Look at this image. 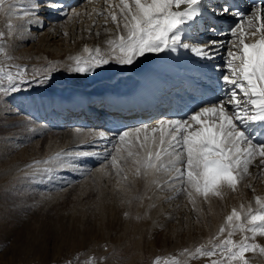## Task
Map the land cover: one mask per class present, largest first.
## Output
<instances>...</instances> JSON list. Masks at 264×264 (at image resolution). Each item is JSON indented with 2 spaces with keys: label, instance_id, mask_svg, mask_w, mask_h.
<instances>
[{
  "label": "rangeland",
  "instance_id": "1",
  "mask_svg": "<svg viewBox=\"0 0 264 264\" xmlns=\"http://www.w3.org/2000/svg\"><path fill=\"white\" fill-rule=\"evenodd\" d=\"M86 2L88 0H80L77 5H85ZM62 18L59 20H65L67 35L60 34L61 31L48 33L50 29L46 24L38 31L44 34L45 41L36 36L38 39L35 37L24 45L10 44L12 36L7 32L8 23L0 27V32L5 33V37L0 39V46L4 49L0 52V67L13 73L17 71L15 65L26 67L30 80L35 75L41 81L23 85L16 92H0V264H88L89 260L92 264H154L157 257L160 258L158 264H211L213 259H221L219 255L205 257L193 254L197 247L207 250L227 238L230 229L219 234L225 221L218 223L212 219V210L225 215L227 209L237 208V197L228 194L231 200L223 205L197 197L194 209L186 194L177 195L172 190L146 187L142 176L133 175L131 164L125 166L128 180L121 179L118 183L115 172L101 167L104 162L99 158L76 157L74 152H81V149L67 144V138L56 137V129L49 130L48 136L55 137L50 139L44 136L47 130L35 132L34 122L27 125L26 132L5 129L6 121L22 119L26 115L38 123L48 122V128H56L44 103H41L46 99L43 89L55 83L72 86L78 83V86L74 84L76 87H89L91 84V89L95 88L93 90L100 92L101 97L107 95L105 91L113 85L107 77L116 75L118 71H109L105 66L93 75L69 71L74 60L67 57L74 50L77 53L81 51L79 42L84 43L82 39L76 43L79 37L77 25L85 27L86 20L83 14L69 16V19L78 18L80 22ZM92 18L88 33L92 26L97 27L98 17L92 15ZM1 19L0 15V23ZM225 38L223 40L227 44ZM38 41L41 46L36 50ZM25 50L45 53L46 63L32 64L27 55H22ZM5 53L13 59H7ZM88 55L84 52L77 56L87 58ZM55 62L57 64H53ZM45 75L50 77L46 82L43 79ZM4 86L7 87V81H4ZM38 91L41 92L39 95ZM62 120L60 126H78L71 124L68 117ZM108 134L109 139L101 140L104 145L99 146H103V150L112 146L109 140L113 135ZM19 135L22 136L20 140L16 139ZM63 152L70 154L66 160L55 158L57 153ZM37 161L41 162V171L51 168V172L43 177L39 174L31 176L34 169L29 165L35 166ZM249 207L253 211L259 210L255 204ZM244 235L252 236L251 233L237 231L232 239L239 242ZM248 243L264 247V236L256 235ZM245 259L249 264H264V253H260L257 247L247 252Z\"/></svg>",
  "mask_w": 264,
  "mask_h": 264
},
{
  "label": "snow or ice",
  "instance_id": "2",
  "mask_svg": "<svg viewBox=\"0 0 264 264\" xmlns=\"http://www.w3.org/2000/svg\"><path fill=\"white\" fill-rule=\"evenodd\" d=\"M4 4L5 0H0V11ZM115 7L119 13L109 10L105 16V23L110 17L116 26V37L106 41L108 51L85 47L88 57L71 58L74 64L70 66V72L92 74L111 62L121 66L133 65L147 54L176 52L180 48L200 59L211 60L216 54V41L202 44L183 42L188 27L204 18L205 14L213 19L231 15L236 22L230 34L236 43L228 50L231 75L220 78L224 96L211 102V106L198 107L179 118L159 119L153 125L144 124L114 133L109 140L111 150L105 149L104 152L108 163H102L101 167L110 166L119 183L121 179L128 180L125 166L131 164L133 175L142 176L146 187L155 186L160 191L186 194L194 209L197 197L207 201L210 196H221L224 188L235 191L257 158L259 163L256 167L264 171V140L255 141L249 131L252 125L258 124L259 135L264 136V8L255 6L245 12L238 6L233 9L227 0L224 4H212L211 0H119ZM49 11L63 14L60 0H31L22 15L27 18L28 25L43 29L47 26L45 20ZM242 22L246 23V28L241 26ZM205 23V31L215 32V25L207 20ZM13 27L9 22V33ZM4 37L5 33L0 32V39ZM246 38H255V42L246 43ZM0 52H4L2 46ZM5 55L7 59H13ZM15 67V73L0 67V92H16L23 85L41 82L35 75L30 80L26 67ZM43 79L46 82L50 77L45 75ZM4 81H7V87ZM98 135L103 140L109 139V134L104 131ZM92 154L74 153L76 157ZM69 156L63 152L57 153L55 158ZM40 164L37 161L35 166L29 165L34 169L31 176L39 174L43 177L51 172V168L41 171ZM255 202L258 211L249 207L242 214L233 208L225 225L219 229L221 235L230 229L227 238L207 250L197 247L193 255L221 257L213 259L211 264H249L245 259L247 252L258 247L260 253H264V247L248 243L256 235L264 236V199L256 197ZM237 231L251 233L252 236L244 235L236 242L232 236ZM159 259L157 257L154 264H158ZM88 264L92 261L89 260Z\"/></svg>",
  "mask_w": 264,
  "mask_h": 264
},
{
  "label": "bare ground",
  "instance_id": "3",
  "mask_svg": "<svg viewBox=\"0 0 264 264\" xmlns=\"http://www.w3.org/2000/svg\"><path fill=\"white\" fill-rule=\"evenodd\" d=\"M79 1L80 0H71V1L60 0V3L63 5V14L51 11L47 13V17L45 20V23L48 24V29H50L48 33L55 34L61 31L60 34H62L66 32L65 20L64 21L59 20L60 18L65 17L68 18L67 20L80 22L78 18L69 19V16L79 17L82 14L84 15V19L86 20V22L85 21L84 22L86 26L84 27L83 25L82 26L77 25V29H79V37L77 38L76 43L81 39L84 41L83 44L79 42L78 45L81 47V51L79 50L77 53L76 50H74L73 53H71V55L67 57V59L72 58V56L75 57L80 53H84L85 47L93 50L98 47L103 52H107L108 45L106 41L109 39H114L116 37L115 24L111 21L110 17L108 18L107 23H105V16L107 15V11L109 10H114L117 13H119V9L115 7V5L119 3V0H108L107 3L106 0H88V2H86L85 5L82 4L81 6H78ZM241 2L243 7L251 6L247 0H243V1L227 0L229 6L232 7L233 9H235L236 6L241 4ZM30 3L31 0H5V4L3 5V10L0 11V15L2 16L0 27L3 26L4 24L6 25L9 22H11L12 25L14 26L13 29L11 30L12 38L10 44L19 43V45H24L26 42L30 40L33 41L36 36L39 37V40L45 41L44 39L46 37H44V34L38 33V31L41 29H38L35 25H28L26 22L27 18L22 15V11L28 8L30 6ZM211 3L224 4L225 0H211ZM10 13L12 14L10 15ZM74 13H78V15H75ZM92 15L94 17L97 16L98 21L95 22V25H97V27L93 28L92 26V29L90 30L89 32L90 34H89L88 33L89 27L91 24V20L93 19ZM202 19H203V24L201 26H199L196 21L188 27L186 31H189V33L187 32L185 33L186 38L184 39L183 42L189 44H202L203 42L216 41L217 42L216 54L213 59L203 60L194 56L191 52L180 48L176 52L165 51L163 53L147 54L145 57L139 58L137 62H135L133 65L121 66L115 62H111L108 65H106L105 68L108 69L109 71L114 69L115 72L116 71L118 72L116 73V75L113 74L110 77H107L108 79H110L109 82H112L111 84H113L110 89H107L105 91L108 98L115 99L118 96V94L122 92H134L138 90L147 92L149 90H154L156 88H159L167 81L166 77L168 76V73L179 76L181 78L186 75H190L191 77H194L195 80L199 81L198 83L200 85H197L196 82L190 81L189 83L187 82L185 83L184 89L187 88L190 92H193V94H196V91L202 90L204 99L197 101L196 96L190 93L189 97H191V99L185 98V100H183L182 103L180 104L181 105L180 112L178 114H174L173 116H168L166 118H179L181 116H184L186 113H191V111L194 109H198V107L211 106V102L217 100L221 96H224V91H221V88H223L224 86L220 78L223 75H231V71L228 67V61L231 59L228 56V50L232 47L233 44L236 43L235 38H233L230 34V29L232 28V26L235 24L236 21L233 19L231 15L226 16L222 19H213L212 17L207 16V14H205V17ZM205 20H207L208 23L215 25V32L205 31L206 28ZM200 21L201 19L199 20V22ZM241 26L245 28L247 27L246 23L243 22ZM70 30L73 29L70 28ZM97 33H99V35H97ZM198 34H201V37H199ZM225 37H228L229 41ZM224 38L225 41H228L227 43L228 45L225 44L223 40ZM93 39L95 41L92 43L91 41ZM245 42L254 43L255 38H246ZM39 43L40 42L38 41L35 44L36 50L39 49L38 47L41 46V45L39 46ZM89 43H91L90 46L88 45ZM25 51L26 53L22 55L23 56L27 55V60L33 62L32 64L38 62L40 63V65L41 64L43 65L46 63L45 57H47V55H45V53L39 54L35 50H29V51L25 50ZM17 56L20 57L21 55L20 56L17 55ZM236 63L239 62L237 61ZM53 64H57V63L55 62ZM199 71H201V74H199ZM101 80H99V82ZM100 83L102 84V82ZM74 84L78 86L77 85L78 83L77 84L73 83V86L72 84L66 85V83L64 84L55 83L52 85V87L43 89L44 97L46 99L41 103H44L43 106L49 112L48 117L53 120L52 124L56 128H48L49 126L48 122L44 121L38 123V121L35 122L33 118L26 115L22 119H13L6 121L4 124L5 129L14 130L15 128L14 131L26 132L25 129L27 125L30 122H34L36 127L35 132L47 130L44 136H46L48 139L55 138V137H49L48 133L50 129H56L58 130V134L56 137L61 136L63 138H67V144H70L71 147L75 149H81V152L93 153L92 155L80 156V157H86L88 159L99 158L101 162L107 164L108 162L104 160L105 150L102 149L103 146L99 147L103 143L101 141L103 139H101L98 135L99 132L103 130V128L101 129L100 125L95 127L96 130H92L90 126H79V125L77 127H68L64 125L60 126V124H62L64 120H62L63 118L61 117L58 118V114L64 113L65 114L64 118H67L69 116V114L67 113V108L70 104H76L78 102H81L84 97H90L92 96V94H95V96L101 95L100 92L96 93L93 90L95 88L91 89V84L89 87H76L74 86ZM95 85H97V83ZM102 89L104 88L102 87ZM40 93L38 91V95ZM156 113L157 114L155 115L157 116L153 115L154 117H150L152 114H149L144 120L139 121L135 124L128 125L126 128H134V127L142 126L144 124L153 125L157 120H159L165 114L159 112ZM78 129L79 131H77ZM118 131L120 130L112 129L109 132L113 135ZM249 131L251 135L254 137L255 141L264 140V136L259 135L258 124L252 125ZM16 139L20 140L22 139V136L19 135L16 137ZM111 148L109 150H111ZM66 159H67L66 157H63V160ZM258 163H259V158L253 161V164L249 166V174L245 176L243 180L240 181L235 191H232L228 188H224L221 196H211V200L208 199V202L212 203L214 200L217 201L219 205L227 204L229 199L231 200V198L228 199V194L230 195L232 194V197L238 198L235 199L236 200L235 203H238L236 204L237 208L235 209L238 212H241L242 214L247 211L250 205L253 204L257 205L255 202L256 197H260L264 199V171H261L259 168L256 167ZM108 168L112 169L110 166H108ZM17 179L19 180V177H17ZM29 186L27 185L28 188H30ZM246 187L248 188V190H246ZM223 208H227V206ZM231 211H232L231 208L227 209L224 215L220 212H216L212 210V216H213L212 219H215L217 220L218 223H221V221H225V217L231 214Z\"/></svg>",
  "mask_w": 264,
  "mask_h": 264
}]
</instances>
